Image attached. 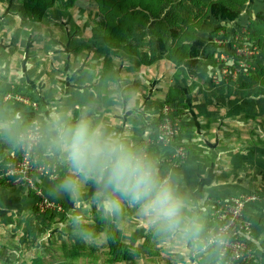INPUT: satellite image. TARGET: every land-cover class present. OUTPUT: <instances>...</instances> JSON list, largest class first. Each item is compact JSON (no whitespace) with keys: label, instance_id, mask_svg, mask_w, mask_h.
Wrapping results in <instances>:
<instances>
[{"label":"rangeland","instance_id":"374dc122","mask_svg":"<svg viewBox=\"0 0 264 264\" xmlns=\"http://www.w3.org/2000/svg\"><path fill=\"white\" fill-rule=\"evenodd\" d=\"M148 1L153 10L159 1L161 5L152 14L148 12L142 26L137 23L135 32H123L120 38L113 35L114 38H108L110 44H105L126 49L127 54L122 55L116 53L120 50L117 47L116 51L112 50L114 48H96L103 40L98 28H94L93 33L78 28L84 35L72 29L69 22L74 20V14L63 16L53 12L41 22L33 23L23 13L21 0H0V128L8 127L9 124L3 122L6 117L26 115L30 119L29 129L25 131L28 140L40 135L39 143L43 141L44 150L51 146L52 162L57 164L60 175L53 180L44 177L51 182V185L47 183L48 193L45 194L53 195L63 211L69 201V223L73 216H81L83 224L110 221L111 229L120 232L121 241L130 247L138 264H182L192 243L191 234L199 235L211 225V204L229 194L249 196L256 191L264 195V165L247 169L251 151L241 148H252L254 153L263 151L264 128L260 127L258 131V128L246 125L239 110L246 92L264 88V25L255 17L262 7L257 0H245L243 6L233 5L239 8L238 16L225 21L208 14V0ZM107 33L112 34V31ZM195 39L198 40L200 61L197 74L192 77L187 74L184 62ZM134 48L136 54H128ZM102 98L108 100L105 107L116 106L119 110L113 111L119 118H111L112 123L116 120L120 125L123 113L125 120L131 117L129 127H124L125 134L118 135L116 125L103 130L105 134L154 157L161 177L168 173L166 178L171 179L178 190L193 182L196 191L190 194L199 193L201 178L206 180L215 165H218L217 180L225 181L229 175L223 171L226 162L231 169L227 182L233 189L229 188L235 191L234 187L244 183L247 190L229 191L224 197L213 196L215 188H211L212 192L204 189L206 195L198 198V202L186 201L189 204L185 224L195 223L194 228L188 229L189 234L183 226L170 230L153 223L140 204L127 200L122 202L115 217L106 216L97 203L98 192L94 197L83 198L85 183L75 200L68 198L67 193L65 199L54 197L55 192H63L59 189L61 180L58 184L57 180L64 174L61 161L65 154L59 151V143L53 139L55 134L50 132L55 127L51 125L52 121L59 122L55 127L58 134L81 119L98 127L97 119L88 116L87 112L97 115L98 108L103 107ZM215 101L223 103H218L217 110L211 107ZM236 105L233 110L232 106ZM219 106L228 107L233 114L225 117L224 113L223 117H218V129L226 127L225 122L229 121L230 130H218L215 138L209 132V121L212 114L220 110ZM258 107H262V102ZM164 111L176 129L168 142L158 141V124L162 123ZM78 112H83L79 119ZM252 112L253 107L249 106L248 113ZM17 141L19 144L18 136ZM247 171L251 173L250 178ZM178 174L179 179L175 178ZM0 182H6L7 188L15 186L8 179H0ZM205 182L204 188L216 184ZM227 182H217L221 184L219 189ZM52 183L57 185L52 186ZM26 192L28 196H25ZM26 192L22 194L27 201L23 213L1 212L5 200L2 196L0 199V252L11 258L20 257L23 252L16 247L20 233L17 227L33 223L36 214L40 213L34 205L33 192L29 189ZM31 198L33 201L29 202ZM256 202L248 204L247 211L245 209L250 222L246 243L253 249L252 259L243 264H264V201ZM76 204L78 207L71 210ZM257 211L261 213L257 214ZM25 219L27 221L23 223ZM13 226L16 229H12ZM256 231L261 232L260 240ZM50 239L45 235L42 240ZM7 247L10 250L5 249ZM27 250L25 259L33 251ZM98 250L100 252L101 248ZM202 264H212V261Z\"/></svg>","mask_w":264,"mask_h":264},{"label":"trees","instance_id":"16d2710c","mask_svg":"<svg viewBox=\"0 0 264 264\" xmlns=\"http://www.w3.org/2000/svg\"><path fill=\"white\" fill-rule=\"evenodd\" d=\"M164 2L171 3V0H164ZM208 2L207 11L212 18L232 21L238 16L239 12V8H235L233 5L236 7L238 5L243 6L245 0H208ZM257 2L262 9L256 13L255 17L264 25V0H257ZM160 5L161 2L159 1L153 10V5L150 7L151 4L148 0H67V2L64 0H21L22 11L29 21L33 23L41 22L53 12H58L63 16L74 14L72 15L74 20L69 22L72 29L78 30L82 27L84 31L92 30L93 33L94 28H98L103 40L96 44V48H101V50L114 48L112 49L114 51L120 48L116 53L122 55L127 54L126 49L123 51L120 46H105V44H110L108 38L113 37V35H119L120 38L122 37L120 34L123 32H135L134 28L137 23L142 26L148 18V12L152 14ZM109 31H112V34L107 33ZM78 32L82 33L81 30H78ZM197 41L195 39L189 46L188 57L184 62L187 74L192 77L197 74L196 69L200 61ZM135 48L128 54H136ZM131 58L134 59V57ZM88 70L93 71L94 69L88 68ZM27 117L22 115L16 118L14 115L10 119L6 117L3 120L4 123L7 122V125H9L6 128H0V160H3L9 152H13L14 155L18 154L17 136L30 126V119ZM49 148L44 150V146L41 145L39 151L42 158L52 162L54 157L50 153L52 149ZM43 179L41 185L47 194V183L50 181L47 178ZM5 183L0 182V194H17V192L23 194L29 189L19 185L7 188ZM187 186L188 188L185 190H179L186 201L191 199L189 192L194 189V183L188 182ZM25 196H28L27 192ZM31 201H33V198L29 202ZM59 213V221L66 222L65 226L62 227V231L68 233L67 242L60 235H58L59 240L41 241V235L51 225L58 222L56 221L57 214H54L51 210L43 211L36 214L35 222L33 221L28 226L21 228L17 245L23 251L22 255L18 258H11L0 252V264H17L20 261L23 264H137L132 257L130 247L121 241L120 232L111 229L112 223L110 221L97 220L95 223L73 225L71 222L69 223L65 213ZM26 221L27 219L23 220V223ZM204 232L205 230H203V234L200 233L199 235L192 233L191 240L200 243ZM32 234L33 237H30ZM252 234L254 236L255 231ZM98 248H101L100 252ZM27 249H33V251L30 257L25 259L26 252L29 251ZM202 255V258L199 261L197 260L196 264L213 262L214 254L211 250ZM182 264L185 263L182 262Z\"/></svg>","mask_w":264,"mask_h":264},{"label":"clouds","instance_id":"9594fccd","mask_svg":"<svg viewBox=\"0 0 264 264\" xmlns=\"http://www.w3.org/2000/svg\"><path fill=\"white\" fill-rule=\"evenodd\" d=\"M59 147L65 154L68 173L59 189L75 200L84 183L97 185V203L106 216L115 217L127 200L140 204L153 223L166 229L194 228L185 224L188 204L169 178H162L155 158L108 137L87 119L60 132ZM73 225L81 216L70 218Z\"/></svg>","mask_w":264,"mask_h":264},{"label":"built area","instance_id":"2783aa9c","mask_svg":"<svg viewBox=\"0 0 264 264\" xmlns=\"http://www.w3.org/2000/svg\"><path fill=\"white\" fill-rule=\"evenodd\" d=\"M163 114L162 123L158 124V141L168 142L176 129L165 116L167 111ZM25 131L18 134V154L9 152L0 160V179H8L14 185L29 188L33 192L34 205L38 211L63 212L62 205L47 196L41 185L44 177L52 180L58 178L60 173L57 164L41 157L39 149L44 143H39L40 135L28 140ZM220 200L210 205L211 225L204 232L200 243L191 241L185 264H196L208 250L214 254L212 264H243L252 259L253 248L246 243V233L250 226L246 207L256 201H264V195L255 191L249 196L231 195Z\"/></svg>","mask_w":264,"mask_h":264},{"label":"crops","instance_id":"0c3cea01","mask_svg":"<svg viewBox=\"0 0 264 264\" xmlns=\"http://www.w3.org/2000/svg\"><path fill=\"white\" fill-rule=\"evenodd\" d=\"M98 84L100 86L101 82H99ZM252 90H253L252 93H247L246 92L245 97H244V100L240 103V109L239 110H240V113L242 114V117L245 119V124L246 125H248V124L251 125L253 129H255V127H256V128H258V131H259L260 130V127L261 128H264V118H263V113H264V88L262 90H259V88H257V89L255 88V89H252ZM106 101H108V100L105 99V98H102L101 104H103V107L102 108H98L99 110L96 111L97 112V115H93L88 110H86V111H88L87 112V115L90 116V117H92V116L95 117L97 119V121H98L97 122L98 127L101 128L102 130L107 129V127H110L111 125H116L117 126L116 128H117L118 135L125 134L123 132V130L126 131V129H124V127H129L130 124H128L129 123L128 121H131V117L129 116L128 117V120H125L126 116L123 113V121H121L120 125L117 124V121L116 120H114L115 122L112 123L111 118H119L117 116V112H113V111H119V110L117 109L116 106H113L111 109H108L107 107H105V102ZM261 102H262V107L259 109L258 104L259 103L261 104ZM218 103L223 104L222 102L215 101V103H211V107H213L212 109L217 110L216 109V106L218 105ZM249 106L250 107H253L254 112L248 113ZM235 107H237V105L236 106H232V109L234 110ZM218 108L220 110L217 111V113H213L212 116L210 117L211 119L209 121V123H210L209 132L210 133L212 132L211 135L215 136V138H217L216 136H218L217 135V132L219 130L218 129L219 128L218 122H220V121H218V117H223L224 113L226 115L225 117L232 116V114H233L232 113L233 110L232 111H230L231 109L230 110H227L228 107L227 108H224L223 106H219ZM258 109H259V112L257 111ZM219 112H221V113H219ZM53 116H56V114L53 115ZM82 116H83V112L82 113L78 112L77 118L79 119ZM125 122H127L126 123V126H125ZM131 123L133 124V122H131ZM225 123L227 124L226 127L225 126L220 127L221 129L219 131L224 132V130H227V131L230 130V127L228 125L230 122L227 121ZM51 125L52 126L55 125V127H58L59 122L56 121L55 119H53ZM55 127L50 132L55 134V136H54L53 139L55 140V142H58L59 143V136H60V134H58L59 132H58V130ZM212 129H213V131H212ZM204 132H208V130H204ZM118 141L121 142L120 139H118ZM122 143H125V142H122ZM241 148L245 149V151L246 150H250L251 151V154L249 155V158H250L251 162L246 159V161L249 162V165L246 166L247 169H250L248 167H252L253 165L254 166L255 165H264V150L261 151V149H260V150H257V151H259L258 153H254V149H252V148H249V147H241ZM60 150H61V148L59 147V151ZM63 158H65V157H63ZM234 161H236V159H234ZM228 162L233 164L232 161H228ZM61 165H62V168H63V171H64L63 172L64 173L63 176H65L68 173V170H69L68 169V165H67L65 159H62ZM217 166L218 165H215L214 166L215 168L213 167L214 169L211 168L210 175L206 178V180L203 179V178H201L200 185L198 187V189H199L198 192L199 193H196L194 195H191L190 194L191 195L190 201L198 202L197 199L198 198L199 199H202L203 197H205L206 192L207 191L208 192L211 191V188H215V191L214 192H212L213 190L211 191L214 194L213 196H221V195H223L224 197L229 196V195H232V194L226 195L227 193H229V191L230 192H237L238 193V192L247 190V189H245L246 187H244L245 186L244 183H242V184H239L238 186L234 187L235 191H232L233 187L231 186V183H228L227 182V178L229 177L230 170H231L230 167L228 166V163L227 162L224 164V170L223 171L226 172L229 175L226 176V180L225 181H223L222 179H218L217 180V176L219 175V174H217L218 173ZM246 175H247L248 178H250L251 173L247 171L246 172ZM63 176H62L61 179L57 180L58 182L56 181L57 184L59 183L60 180L62 181ZM175 178H178L179 179L180 178V175L179 174L176 175ZM248 178H246V179H248ZM199 180H200V178H199ZM242 180L245 181V178H243ZM205 181H209V183L211 182V184L214 182L216 184L214 186L209 185V186H206L204 188V186H205L204 184L206 183ZM90 182L91 181H88V182L85 183L86 191L84 193H82L83 194V198H85V199H87V196H90V197L96 196L95 195V192H98L97 185L95 183L91 182V184H93V186H91ZM217 182H227V183H225V185H223L219 189V187H220L219 185H221V184H217ZM48 183H49L48 185H51L50 182H48ZM52 184H53L52 186H56L57 185L55 183H52ZM224 186H225V188H223ZM229 186L232 187V189H230ZM182 188L185 190L186 188H188V186L187 185H185V186L182 185ZM195 188L196 187L194 185V189H192L191 191L195 192L196 191ZM204 189H206L207 191L205 192ZM191 191L189 193H191ZM55 194L56 195H54V197L57 196L59 199H61V197L65 199V192L64 193L63 192H61V193L55 192ZM1 196L5 200V201H2V206H4L5 208L1 212H8V213L15 212L16 214H19V213L22 212V210H25V208L27 206V201L24 198H22L23 195L20 192H17V194H0V199H1ZM68 198H69V195H68ZM4 202H6L7 204L5 205ZM67 204L68 205L66 206V208L64 209V211L62 213H65V215L68 217L69 216V214H68L69 201L67 202ZM187 204H189V203H187ZM77 205L78 204H76V206L73 209L71 208V210H74L75 208H77L78 207ZM70 206H72L71 205V202H70ZM52 212L54 214H57V218H56L57 220L56 221H58V222L55 221L56 223H54L53 225H51L49 227V229H47V231L44 234L41 235L40 239L42 241L43 237L46 235V236H49V238L51 237L53 239V241H55V239L56 240H59L60 239L58 237V235H60L64 239V241L67 242L68 233L62 231V227L65 226L66 222L63 221V220L62 221H59V219H60V215L59 214L60 213L58 211H56V212L55 211H52ZM256 213L259 214V213H261V211H257ZM20 224H23V223H20ZM259 226H260V224L258 223L257 229H258ZM22 227L21 226H18L17 227L18 229L20 228V230H19L20 232H21V228ZM12 229H16V227L13 226ZM254 229H255V225H254ZM187 233L188 234L190 233V231H188V229H187ZM256 233L258 235V240H260L262 238V236H260L261 235V232L260 231H256ZM19 235H20V233H19ZM188 243H189V240L187 241V244ZM16 247H17L18 251H20V247L17 244H16ZM5 249L10 250L9 247H7ZM136 263H137V261H136ZM147 264H153V263H147Z\"/></svg>","mask_w":264,"mask_h":264}]
</instances>
